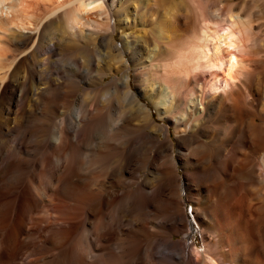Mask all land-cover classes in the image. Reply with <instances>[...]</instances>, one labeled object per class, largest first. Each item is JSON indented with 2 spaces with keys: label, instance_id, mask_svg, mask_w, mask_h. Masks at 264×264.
<instances>
[{
  "label": "bare ground",
  "instance_id": "bare-ground-1",
  "mask_svg": "<svg viewBox=\"0 0 264 264\" xmlns=\"http://www.w3.org/2000/svg\"><path fill=\"white\" fill-rule=\"evenodd\" d=\"M41 1L34 14L32 0H0V264H264L247 235L255 217L264 247L261 80L232 81L264 4L218 0L186 27L175 69H198L209 48L212 62L185 100L143 77L131 87L149 51L122 29L136 8Z\"/></svg>",
  "mask_w": 264,
  "mask_h": 264
},
{
  "label": "rangeland",
  "instance_id": "rangeland-1",
  "mask_svg": "<svg viewBox=\"0 0 264 264\" xmlns=\"http://www.w3.org/2000/svg\"><path fill=\"white\" fill-rule=\"evenodd\" d=\"M123 1L124 2L122 3L123 4L122 9L125 6V7H128V9L131 10V12H132L136 8V10H138L137 11L138 13L135 17L132 18L133 21L129 20V24L127 26L122 24V29H124L127 32H131V33H133L135 31L134 33H136V34H134V35H137L139 37H142V36L148 37V42H149V45H148L149 51H148V54L146 56L147 58H144L145 59L144 65L141 67L139 66L138 68H135V69L133 67L129 66L128 72H129V76H130L131 87L137 88L139 82L137 81L136 78L137 77H143L144 78L143 83H147V82L151 83L152 82V84L154 86H156V87L161 86V88H163L165 91H171V92L177 93L178 97L187 100L190 97V92H191V90H189V89L191 87H194V85L196 87L200 83L201 78L204 75H206L210 70V63L212 62L211 56L209 55V54H211V51L209 50L210 48L208 49V51H209L208 56L209 57L205 56L204 58L201 59V61L199 62L198 69L197 68L191 69V70L188 69L187 70L188 72L186 70H182V68H179V67L177 69H175V67H174L175 63H173L174 62L173 58H170L171 57L170 54L174 52V50L176 48V42L178 40L182 41V39L185 40L189 37V36H187V38H185L187 34L189 35V33H188L189 31L187 29L188 26L193 25V24L194 25L198 24L197 26L200 27V25H202L199 16H200V13L205 14L204 13L205 10L203 9V7L206 8V7H208V5L215 3L218 0H123ZM224 1L225 2L221 1L220 7H221V5L224 6V4L225 5H235L239 2L241 4H244V5L248 4L249 2H252V3L254 2L255 4H257V3L258 4H264V0H263V3H262V0H252V1H250V0H224ZM32 2H34V3H33V6H31L30 11L31 12L33 11V13L35 12V7H38V9L39 8L42 9L44 6V3L42 1L40 2V0L37 1L36 3L33 0H32ZM36 4L37 5L39 4V5L37 6ZM32 7H33V9H32ZM252 8H253V10L257 9L255 7H252ZM132 9H134V10H132ZM201 11H203V12H201ZM242 18H243V16H242ZM161 20H162V23H161ZM165 20H166V22H164ZM212 21L213 20H211V22H210V20H209V22H208L209 24H207V25L212 26V24H211ZM249 22L251 25L250 32H249L250 38L248 37L249 39L245 40V41L248 42V43L247 42L246 43L249 46H251V50L252 49L253 50L251 51V54L248 55L249 57L244 58V61H246V63L241 62V64H245L243 66V69L241 66V71L243 70L245 72H249L251 74V76H253L254 78L258 74L259 80H261L260 81L261 84L258 85L257 90H256L258 93L256 95H259V96L257 97L255 95V98H257V99H254V101L252 100L253 105H250V106L252 109V107L256 104V108L257 107L258 108L255 111V114L257 117L264 120V73H262V72H264V70H263V68H264V66H263L264 65V52L261 51L262 47L260 46L263 44L262 41L264 40V12H263V15H260V16H255V17L251 16ZM32 26H33V24L29 25V28H27L28 30L31 29V31H28L27 29L23 30V31L27 32V33H34L35 28H34V26L33 27ZM159 27L161 28V30L159 29ZM150 30H152V31L149 32ZM169 30H171V31H169ZM139 31H140V33H139ZM145 31H146V33H145ZM119 32H120V30H118V31L116 30V32L114 31V35L116 37L117 43H119V41H120ZM155 34H157L159 36H157ZM153 35H155V36H153ZM31 44H32V42H31ZM258 44L261 48L259 46H257V48H255L256 45H258ZM32 49H33V45L28 50H26V52L19 53L20 56L17 55L16 59L18 57L21 58L23 55L24 56L27 55L28 52L30 53L32 51ZM11 54H17V52L13 51ZM149 55H151V56H149ZM176 70H178V71H176ZM243 71L241 72L242 75L240 73L236 74V75H240V76L239 77L235 76V80H233L234 78L232 79V81H234V83L236 85H240V84L243 85L242 81L246 80L245 76L243 75L244 74ZM259 71H261V72H259ZM258 72L261 74L262 77L259 75ZM236 78L239 80L237 81ZM104 79L110 80L111 77L105 76ZM247 82H248V80H247ZM238 83H240V84H238ZM82 84L83 83H81V85ZM255 101H256V103H255ZM257 111H258V113H257ZM152 115L155 116V118L157 119V115L154 111H152ZM157 120L159 122H163V121H160V119H157ZM214 127H223V126L216 125ZM170 128H171V132H170L171 135H175V131L173 130V128L172 127H170ZM179 171H180V173H182L181 170H179ZM254 203H258V202H254ZM185 208L187 211L191 210V207L188 203H185ZM188 214H191V213L189 212ZM251 216L252 217L255 216V213L252 212ZM248 219H249V221L251 220L249 218V216H248ZM253 219L255 222V225H253L254 228L250 226V229L247 231V233H248L247 235H248V237L253 238V240L255 241L257 247H254V249L255 250L256 249L261 250V248L263 249L264 247H261V236L259 234V228L257 229L256 220L258 221V219H255V217H253L252 220ZM263 219L264 218H260L259 221H262V225L264 226V220ZM201 233H202L201 229L198 226H194L190 231V236L192 238L190 237L189 239L188 238L186 239L188 242L193 240L194 241L193 247L195 248L196 251H199V252L204 249V246H203L204 240H203ZM182 237L183 236L179 235V234L173 235L174 239H177V238L179 239ZM191 254L194 255L193 257H196L195 255H197V254H194V252H191ZM175 264H178V263H175ZM246 264H249L248 261Z\"/></svg>",
  "mask_w": 264,
  "mask_h": 264
},
{
  "label": "snow or ice",
  "instance_id": "snow-or-ice-1",
  "mask_svg": "<svg viewBox=\"0 0 264 264\" xmlns=\"http://www.w3.org/2000/svg\"><path fill=\"white\" fill-rule=\"evenodd\" d=\"M234 59V58H233Z\"/></svg>",
  "mask_w": 264,
  "mask_h": 264
}]
</instances>
